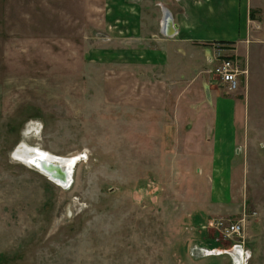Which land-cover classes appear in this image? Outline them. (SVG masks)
<instances>
[{"label":"rangeland","instance_id":"1","mask_svg":"<svg viewBox=\"0 0 264 264\" xmlns=\"http://www.w3.org/2000/svg\"><path fill=\"white\" fill-rule=\"evenodd\" d=\"M101 2L0 0V264H231L202 250L235 240L264 264V78L228 93L211 76L213 100L200 87L160 119ZM22 144L77 158L70 187L15 160Z\"/></svg>","mask_w":264,"mask_h":264},{"label":"crops","instance_id":"2","mask_svg":"<svg viewBox=\"0 0 264 264\" xmlns=\"http://www.w3.org/2000/svg\"><path fill=\"white\" fill-rule=\"evenodd\" d=\"M255 1L102 0L101 6L110 9H105L106 13L97 22H101L104 29L115 23L120 28L119 35L125 34L116 39L125 45L119 46L115 52L121 59L135 62V74L140 80L137 87H152L150 94L148 88L144 94H139L137 102L144 104L143 109H148L145 104L149 101L159 104L158 107L153 106V110L160 119L169 120L179 118L175 102H186L187 99L191 102L200 87L203 93H207L203 94L204 97L209 100L216 97L210 84L212 66L207 60L217 44H228L242 60L247 74L241 80V87L243 83L251 92L262 84L257 82V78H264V45L253 41L261 24L251 12L256 10ZM116 6L120 14L112 9ZM164 11H168L172 19L174 34L171 36L163 29ZM129 39H134L130 46ZM206 46L212 48L211 53L205 49ZM195 84L197 87L193 89ZM210 109L207 106L193 118L212 129L218 114ZM194 128L202 129L200 125ZM205 131L201 130V133Z\"/></svg>","mask_w":264,"mask_h":264},{"label":"built area","instance_id":"3","mask_svg":"<svg viewBox=\"0 0 264 264\" xmlns=\"http://www.w3.org/2000/svg\"><path fill=\"white\" fill-rule=\"evenodd\" d=\"M207 63L212 66L210 73L215 76L222 88L228 93H235L241 87V80L247 71L243 62L228 44H217ZM243 225L241 222L225 226L224 235L231 238H242ZM205 257L226 255L231 264H249L252 254L242 240H235L226 249H204Z\"/></svg>","mask_w":264,"mask_h":264},{"label":"bare ground","instance_id":"4","mask_svg":"<svg viewBox=\"0 0 264 264\" xmlns=\"http://www.w3.org/2000/svg\"><path fill=\"white\" fill-rule=\"evenodd\" d=\"M13 158L29 167H34L41 175L64 189L72 184L74 169L78 162L77 158L59 157L40 148L28 147L24 144L13 152Z\"/></svg>","mask_w":264,"mask_h":264},{"label":"water","instance_id":"5","mask_svg":"<svg viewBox=\"0 0 264 264\" xmlns=\"http://www.w3.org/2000/svg\"><path fill=\"white\" fill-rule=\"evenodd\" d=\"M164 25H163V29L166 30V34L171 36L172 34H174V28L172 25V19L170 17V14L168 11H164ZM165 34V33H164Z\"/></svg>","mask_w":264,"mask_h":264}]
</instances>
